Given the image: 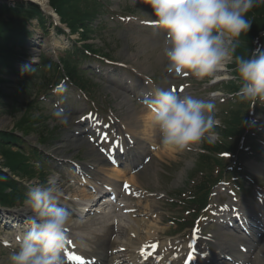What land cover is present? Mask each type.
Returning a JSON list of instances; mask_svg holds the SVG:
<instances>
[{"label":"rangeland","instance_id":"rangeland-1","mask_svg":"<svg viewBox=\"0 0 264 264\" xmlns=\"http://www.w3.org/2000/svg\"><path fill=\"white\" fill-rule=\"evenodd\" d=\"M47 1L50 2L51 0ZM3 2L8 4V9H13L23 2L33 5L37 3L35 0H11L10 2ZM74 2L75 6L71 9L70 6H72ZM101 2H104V6L103 8L100 7L99 11H103L104 13H101L102 15L100 14V18H98V16L96 17L98 20L93 22V28L87 27L86 31L84 30V33L92 38L89 43L100 52V55H107V59L118 64L131 66L138 73L153 77L154 81L156 84H159V88L161 89L169 90L170 85H177L179 81H184L183 79L176 81L179 77L176 76V78H173L172 75L175 72L168 73L165 70V58L164 56L160 58V54L163 52L162 41L164 39V34L161 30L157 27L140 25L137 21L123 22L119 20V16H125L131 13L142 20L156 19L149 4L145 3L144 0H101ZM63 3L64 10L67 12V17H75L79 20V23L82 22V18L86 16L90 17L91 14L98 9L97 3L93 0H64ZM17 11L18 10L15 9L14 13ZM20 14L21 13L18 12L14 15H9L7 13L4 19L18 21ZM11 15L12 19L10 18ZM247 15L251 16L253 25H256L260 21L264 22V5L253 8ZM58 16L59 18H66V16L60 15L59 13ZM20 18L22 19V17ZM50 24L51 21L49 18H44L42 22L38 20L37 17L32 18L27 26L30 31L33 30L34 33L26 39L23 46L20 44L19 46L16 45L15 49L21 56H19V59H15L14 67L18 72H22V76H25L29 72L28 69L31 67L30 61H33V65L40 61V54L42 51L53 57L64 56L66 50L72 45H81L83 43V41L79 39V35L65 36L57 33ZM97 24L100 25L95 28ZM64 27L67 26L64 25ZM2 50L3 47H0V55ZM8 51L9 49H4L5 55ZM105 65L108 64H105L104 61L96 59L95 57H90L85 61L83 69H92V71L87 73L88 80H90V94H88L87 98H80L79 93L77 95L72 87H70V90H68V88L63 90L62 95L55 96V98H61V106L66 108V113L69 114L70 119L67 125L59 124L52 116V112L56 109L53 106L54 102H42L36 99L37 92L40 90L32 84L33 81L40 80L39 78H30L26 80V78L24 79L22 76L9 73L8 69L1 68L0 70V78H2L0 80V131L19 133L20 131L16 130L18 128L25 132H29L25 138L29 141V144L38 146L47 155L50 154L45 161L44 167V170L48 172L47 176L55 175L59 180L63 179V185H65V187H61L60 184L62 183L59 181V187L62 189L63 194L77 202H79L82 196L83 189L77 186V184H73V182L70 183V179L73 177L72 174L60 176L61 169L58 168L56 164H60L64 160L71 158L81 159L86 163L94 160L97 161L100 158L97 156V153L91 152L89 143L86 140L87 137L83 138L84 142L74 141L73 143L69 139L70 136L75 135L74 132L76 128H79L80 131H85L86 129V126H81L76 123L79 116L94 105L103 112H107L108 108H112L117 114L119 121L124 123L128 131V119H131V123L134 124V126L138 125L135 121L136 118H134V115L130 112L131 108L141 109L147 107L139 103L138 97L136 96V94L139 93L137 88H134V93L129 94V97H127L130 103H127V100L125 101L119 95L115 94L116 91L120 93L123 92L124 87L130 86L131 83L144 85V77L139 76L129 68H122L116 75L110 76L115 80L114 82H110L107 77L110 72L117 69V65H112L107 72ZM45 73V71L41 70L39 72L40 77L43 78ZM232 75L233 71L228 65L223 72L220 74L216 73L214 79L205 78L200 82V79L190 75L189 80L195 79L191 82L190 89L194 91V93L192 92L191 94L196 98L209 99L210 97L208 95L210 94L208 92L202 93L204 87L208 88L207 85L213 81L215 82L220 77L230 78ZM209 86L213 87V85ZM68 99H70L72 103L67 101ZM215 104V116L221 119V114L223 112L221 109L224 107H221L216 102ZM129 106L131 108H129ZM136 130L141 137L143 136L142 145H146L145 143L147 142V148H150L151 144L155 145L157 148H150L149 157H151V160L140 172H138V183L141 184V188L148 190L146 194L147 197L139 200H129L128 202L129 204L133 203L145 207L148 203L152 204V201H148V197L155 198L157 211L151 218H148L147 221L153 220L160 223L161 229L159 233H157L159 238L163 239L164 236H173L175 239H180L181 236L176 235L177 228L173 220L174 218L179 219L186 215V212L172 205V202H178L180 198L176 191L185 190L186 187H191L194 182L198 183L205 178L206 174L212 172L211 164H214V160L198 158L202 143L191 146L183 152L162 148L160 146L158 129L155 128L153 124L145 127V134H142V128H136ZM55 131L57 132V140L53 138L48 144H41V142H44L41 138L48 139ZM75 137L81 139L79 136L75 135ZM18 150L15 144L11 143V145H8L7 143L0 142V170L2 173L11 175V173H13L12 169H14L15 166H19L16 163V161L20 159V156L16 154ZM19 151L24 154L21 150ZM93 168L91 163L86 167L90 172L93 171L90 170ZM213 173L216 174L215 172ZM40 174H42L41 171ZM39 176L35 177L33 181H29L30 179H28L25 182H27L28 185L34 183L32 186L40 185L39 181H37ZM260 183H264V178ZM113 185L115 188H120L119 182ZM162 195L165 196L160 198ZM214 199L225 201V196L224 194H219V196ZM4 213L5 210H0L1 216H3ZM89 218L92 223L99 221L98 216ZM124 218V223L126 225H128V223L132 224V222L129 221V217ZM73 221L77 222V219ZM20 226L23 233L30 227L26 224H20ZM143 226L147 225L143 224L142 227ZM209 230L210 233L213 232L215 234V240H218L221 229L216 227V225H211ZM126 233L127 232H121V235L119 234L117 239L122 237L125 239ZM145 233L146 231L143 230L141 236H144ZM12 234L13 230L11 232L10 229L3 225V221H0V238L6 239L10 237L12 239ZM13 242H15L14 239ZM87 246L86 244L81 247L91 250V248ZM91 246L93 247V244H91ZM15 251H18V247L5 248L0 245V264H9V256ZM262 251L263 252L260 254L261 260L255 261H260L261 264H264V247Z\"/></svg>","mask_w":264,"mask_h":264},{"label":"clouds","instance_id":"clouds-1","mask_svg":"<svg viewBox=\"0 0 264 264\" xmlns=\"http://www.w3.org/2000/svg\"><path fill=\"white\" fill-rule=\"evenodd\" d=\"M151 6L155 26L164 34L162 51L168 73L213 78L226 65L235 64L241 85L235 96L242 102L264 99V53L236 55L242 35L251 26L247 14L264 0H144ZM214 95V94H213ZM149 118L160 135V146L176 152L219 138L212 98L178 95L156 89L148 104ZM52 116L61 125L69 114L57 107ZM59 178L49 176L45 184L30 187L24 205L30 215L29 229L17 237L18 251L9 264H63L68 239L69 212L61 205Z\"/></svg>","mask_w":264,"mask_h":264},{"label":"bare ground","instance_id":"bare-ground-1","mask_svg":"<svg viewBox=\"0 0 264 264\" xmlns=\"http://www.w3.org/2000/svg\"><path fill=\"white\" fill-rule=\"evenodd\" d=\"M35 1L40 4V6L43 10L51 11V7H50L47 0H35ZM31 32H32V34L34 33L33 30H31ZM162 56H163V52L160 54V58H162ZM223 70H225V68ZM222 71H220L218 73H221ZM115 94L119 95L125 101L127 100V103H130V100H128L126 96L122 95L118 91H116ZM129 108H131V107L129 106ZM130 112H132V115H134V118H136L135 121L138 124V125L134 126V124L131 123L132 122L131 119H128V124L130 126L131 132H133L139 136V132H137L136 128H138V129L142 128V134H145V131H146L145 127H147L148 125H152V122H151L149 115H148L149 111L147 110V108L143 107L141 109H137V108L132 107ZM141 123H142V126H141ZM140 138L142 139L141 136H140ZM91 150L93 152H96L95 148H91ZM136 153L138 155L137 158L139 159L142 153H140V151H137ZM130 154H131V152L129 151L125 155L129 156ZM99 156H100V158H99L98 162L105 160V158H103V156L101 154ZM128 164H129V161L127 162L126 166L123 167V169L111 168V167H108L107 164H104L105 167L99 165L97 171H98V173L102 174V178L97 179V182L102 181L103 184L107 183V184L111 185L112 181L109 180V177H107L101 171H104L106 174L111 173L112 176H115L117 179H119V177H121V176H126L127 171H130V169L127 167ZM127 181L129 183H131L133 185V187H135V188H137L138 185L141 186V184L138 183V176L137 175H135V176L132 175V177L130 178V181L129 180H127ZM87 199H91V197L89 196ZM60 203H61L60 206L65 207L68 212H71L70 208L74 206L72 201H68V200L63 199V198L61 199ZM137 207H138V210H137ZM126 208H129L130 217L133 218L132 220L134 223L130 224L129 226H126L124 224H120V227H121L120 232H127V233L125 235V240L123 242H121V244H119L117 247L121 246V247L125 248V252L123 253V255L126 256L127 259H130L134 262H135V260H144L139 256V251L142 249V246L144 244V242L141 240V232L143 230H145L146 233H148L146 235L147 236L146 239H148L149 236L152 234V230L153 229L159 230L160 227L158 226V223L154 222V221H152L150 226L148 225V226L142 227L143 224L147 225L148 221L140 218V216L141 215H144L147 217L150 216V211H151L150 208H152V205H150V204L147 205L145 207L146 210H142L141 207H139L137 205H132V206L130 205V206H127ZM153 211L155 212V210H153ZM6 213H8V210H5V214ZM18 213H21L27 217H28V215H30V213L26 209V207L18 210L16 212V214H18ZM70 214H73V213H69V215ZM108 219L110 220L111 218L105 216L103 221H108ZM69 223H70V221H69ZM94 225L95 224L92 222L87 224V225H85L84 222H82L81 223L82 229L80 230L81 233H78L77 236L82 238L85 242H90V243L98 246L95 249V253L92 252L93 255L95 254L98 256L96 258L98 261L102 262L103 264H114V262H115L114 258L111 255H109V253H108L109 250L114 249L113 245H115L117 243L116 241L111 240V236H112L111 226L109 224H107L104 231L100 234L99 227H95ZM68 226H69V224H68ZM74 229L78 230V229H80V227H75ZM92 237H96L97 240H95L93 242ZM254 238H257V237L254 236ZM169 246L170 245L165 240V242H160L159 249L165 253V251H164L165 247L169 248ZM88 256H89V254H88ZM212 263L213 264H226L222 260H214V262H212ZM146 264H153V263L150 260ZM160 264H165V263L163 261ZM173 264H175V263H173Z\"/></svg>","mask_w":264,"mask_h":264},{"label":"trees","instance_id":"trees-1","mask_svg":"<svg viewBox=\"0 0 264 264\" xmlns=\"http://www.w3.org/2000/svg\"><path fill=\"white\" fill-rule=\"evenodd\" d=\"M63 1L64 0H51V5L57 10V12L60 15L66 16V18H62L61 20L69 26L72 33L79 32L82 35L83 39H89L88 35L84 33V30L86 31V28L88 27V20L90 17L82 18V22L79 23V20L75 17L68 18L67 12L64 10L63 7ZM67 1V0H66ZM75 2L70 6V8H74ZM8 4L5 2H0V47H3L2 53L0 55V70L8 69L9 73L11 74H17L18 71L14 67V61L15 59H19L18 51H16V45L23 46L26 42V39L32 34L30 29L28 28V23H30V20L34 17H37L39 20H42L45 18L41 11L38 9L37 6L23 2L21 4H18L17 7L8 9ZM18 10V13H21L19 16L18 21L14 20H5V14H12L14 15V10ZM11 15V19H12ZM22 17V19L20 18ZM84 17V16H83ZM260 17V16H259ZM247 19L251 21V26L246 34L242 35L245 36H251L256 35L260 30H264V22L260 21L256 25H253V21L250 15H247ZM80 30H82L80 32ZM59 32H62L59 30ZM9 49L8 53L5 55L4 49ZM4 53V55H3ZM68 65V64H65ZM70 66V65H69ZM67 66L68 72H71V67ZM2 78H0L1 80ZM28 133V132H27ZM18 141V138L14 136L13 133L7 132V131H0V142L7 143L8 145H11V143ZM18 156H20V159L16 161V163L19 166H15L14 169H12L13 173L20 175L21 171H25L24 173L26 177L32 176L35 174L36 170L33 164L28 163V157L24 154H22L19 150L18 153H16ZM23 167V168H22ZM22 171V172H23ZM12 189V193H7L8 189ZM18 190V184L16 181H14L11 177L6 175L5 173H2L0 170V200L3 202L4 205H10L14 204L18 198L21 196L17 192Z\"/></svg>","mask_w":264,"mask_h":264},{"label":"snow or ice","instance_id":"snow-or-ice-1","mask_svg":"<svg viewBox=\"0 0 264 264\" xmlns=\"http://www.w3.org/2000/svg\"><path fill=\"white\" fill-rule=\"evenodd\" d=\"M173 91H180L179 89H174ZM125 187H127V185H125Z\"/></svg>","mask_w":264,"mask_h":264},{"label":"water","instance_id":"water-1","mask_svg":"<svg viewBox=\"0 0 264 264\" xmlns=\"http://www.w3.org/2000/svg\"><path fill=\"white\" fill-rule=\"evenodd\" d=\"M1 1H9L10 2L11 0H1Z\"/></svg>","mask_w":264,"mask_h":264}]
</instances>
